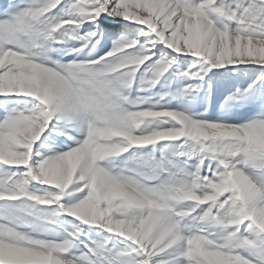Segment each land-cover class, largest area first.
I'll list each match as a JSON object with an SVG mask.
<instances>
[{"label":"snow or ice","instance_id":"6c2138e0","mask_svg":"<svg viewBox=\"0 0 264 264\" xmlns=\"http://www.w3.org/2000/svg\"><path fill=\"white\" fill-rule=\"evenodd\" d=\"M0 264H264V0H0Z\"/></svg>","mask_w":264,"mask_h":264}]
</instances>
